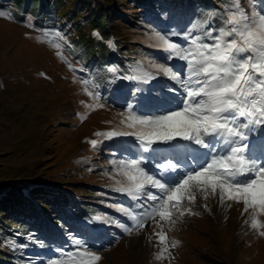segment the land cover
Wrapping results in <instances>:
<instances>
[{"label": "rangeland", "instance_id": "obj_1", "mask_svg": "<svg viewBox=\"0 0 264 264\" xmlns=\"http://www.w3.org/2000/svg\"><path fill=\"white\" fill-rule=\"evenodd\" d=\"M123 2L120 0V4ZM241 4L250 11L246 0H241ZM124 6L120 5L119 12L128 16L132 11ZM0 11L6 13L0 17V183L14 181L60 186L69 188L79 200H89L82 196L93 194L102 187L117 194L118 198L124 196L127 203L132 204L131 198L126 194L121 196L115 190L127 181L112 161L140 155L138 145L131 137H121L133 148L122 153L107 151L113 149L107 145L119 137L109 139L96 135L97 132L128 131L121 123L124 119L121 114L128 112L127 104L118 105L105 99L106 91L98 79L72 55L69 36L56 30L38 29L31 17L24 22L18 21L10 9ZM134 23V26L122 24L121 28L127 43L134 45L132 49L137 61L129 67L128 75L117 71L108 81V89L116 90V100L121 102L125 101L121 92L130 90L136 94L134 100L130 98L129 101L134 106L139 101L142 107L149 102L158 107L157 94L161 95L160 100L170 96L166 85L175 82L162 74L156 76L153 67L164 62V53L156 47L158 41L154 35L160 30L145 19ZM172 40L184 44L179 37H172ZM56 44L61 47L57 49ZM136 44L154 47L156 51L139 50ZM146 72L156 79L147 84L134 80L135 86L130 88L126 84L130 80L123 78L129 75L143 77ZM84 80L89 83L85 85ZM97 90L102 93V99H93L87 94ZM100 103L104 104L103 108L98 107ZM145 111L141 108V112ZM92 140L97 142L95 147L90 143ZM252 140L250 146L258 152L264 137L254 133ZM154 148L177 163H183L187 155L183 146ZM106 151L108 155H104ZM153 164L149 163L148 167ZM204 204L208 205L207 209ZM117 206H126L124 200L117 205L109 203L104 214L98 215L100 220L88 224L92 233L81 235L87 241L86 247L101 257L97 264H264V236L260 235L264 228L253 229L246 223L251 220V210L245 213L242 203L225 201L221 204L218 194H209L205 201L203 193L196 192L193 209L198 215L186 212L175 225L160 222L158 226V218L148 220L143 229H136L121 212L118 214L121 219H116ZM256 218L264 224V214ZM115 221L132 230L125 231ZM101 229L106 232V237L98 236ZM159 231L166 235L163 245L155 235ZM71 240L60 248L46 247L36 240L24 246L20 241L13 243L10 249L24 259V264H47L50 259H69L67 252L83 251ZM174 241L178 242L175 247L172 246Z\"/></svg>", "mask_w": 264, "mask_h": 264}, {"label": "snow or ice", "instance_id": "obj_2", "mask_svg": "<svg viewBox=\"0 0 264 264\" xmlns=\"http://www.w3.org/2000/svg\"><path fill=\"white\" fill-rule=\"evenodd\" d=\"M246 2L250 11L241 0H229L231 7L226 6L219 14V26L215 22L217 12L207 10L210 26L197 35L192 29L199 28L198 24L183 31H156V47L164 53V62L153 67L156 76L162 74L175 82L166 85L171 95L160 100L158 93V107L152 102L142 107L139 101L135 106L126 101L128 112L121 114V123L128 131L96 133L109 139L131 137L140 149L138 156L112 161L127 181L115 190L133 201L128 206H117V210L136 229H143L148 220L158 218V226L160 222L175 225L186 212L198 215L193 209L196 192L203 193L205 201L209 194H218L221 204L242 203L245 213L251 210V220L246 223L253 229L264 228L256 218L264 214V143L258 152L250 146L254 133L264 137V0ZM5 15L0 11V17ZM172 37H179L184 44L174 42ZM68 67L72 69L71 64ZM107 71L115 74L117 68L108 67ZM156 76L146 72L143 77L123 78L147 84ZM87 94L102 99L99 90ZM141 108L146 111L141 112ZM90 143L95 147L97 142ZM154 146H183L187 155L183 163H177L157 153ZM192 149L197 151L193 153ZM151 162L153 166L148 167ZM203 207L207 209L208 205ZM115 222L125 231L132 230ZM155 235L162 245L166 243L163 231ZM71 243L83 251L67 252L69 259H50L47 264H97L101 260L86 247L82 237L73 238ZM177 243L174 241L172 246Z\"/></svg>", "mask_w": 264, "mask_h": 264}, {"label": "trees", "instance_id": "obj_3", "mask_svg": "<svg viewBox=\"0 0 264 264\" xmlns=\"http://www.w3.org/2000/svg\"><path fill=\"white\" fill-rule=\"evenodd\" d=\"M123 1L120 4V0H0V9H10L18 21L24 22L31 17L38 29L56 30L69 36L72 55L98 79L106 91L105 99L126 106V101L134 100L136 94L125 90L121 92L125 101L116 100L117 91L108 89V81L114 74L107 71L108 67H116L122 75H128L129 67L137 61L132 49L134 45L127 43L122 24L134 26V21L145 19L162 32L171 28L183 31L198 24L199 28L192 29L193 35H197L210 26L207 10L217 12L215 22L219 26V14L224 13L226 6L231 7L229 0ZM126 2L133 3L132 7ZM120 5L127 6L132 13L127 16L119 12ZM138 45L135 47L139 50H155L154 47ZM126 84L131 88L135 81H126ZM129 144L119 137L107 145L113 148L107 151L122 153L133 148ZM107 151L104 155H108ZM98 189L93 194L82 196L89 200H79L69 188L60 186L27 185L14 181L0 183V264H24V259L10 249L15 242L21 241L25 246L36 240L46 247L60 248L74 237H81L82 233L90 235L88 224L94 222L96 216L104 214L109 203L117 205L124 200L125 205H129L123 194H119L123 198H118L111 191L102 187ZM114 212L117 213L116 219H121L119 211ZM113 235L111 237L114 238ZM98 236L107 235L101 229Z\"/></svg>", "mask_w": 264, "mask_h": 264}]
</instances>
